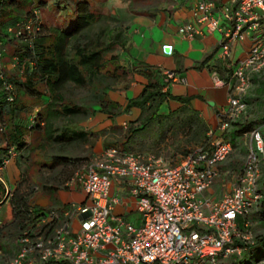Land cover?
<instances>
[{
    "label": "built area",
    "instance_id": "obj_1",
    "mask_svg": "<svg viewBox=\"0 0 264 264\" xmlns=\"http://www.w3.org/2000/svg\"><path fill=\"white\" fill-rule=\"evenodd\" d=\"M194 15L197 24L221 33V60L228 72L225 79L215 77L216 85L229 88L228 108L220 112L219 126L210 130L208 144L193 150L178 165L158 154L109 146L76 170L66 184L81 189L86 201L74 204L64 220L57 210L45 213L41 225L54 223V233L34 241L24 238L10 264H43L52 259L72 264H219L222 258L242 254L243 248L234 239L250 241L252 224L245 221L242 231L239 219L250 215L263 197L264 137L260 130L251 133L247 160L231 191L219 201L205 194L214 186L219 166L233 152L232 143L222 135L231 121L247 112L246 97L255 77L264 73V0H225L220 6L216 0H199ZM41 24V10L35 8L28 18L7 25L4 33L11 39L29 38L41 31ZM179 32L194 38L199 31L185 24ZM248 38L252 43L248 56L235 60L234 45ZM4 39L8 38H0V186L5 194L0 216L15 189L7 188L3 176L20 154L7 139V112L19 96L7 72L17 68L18 60L7 58ZM163 51L172 55L174 46L165 45ZM177 83L187 80L165 70L164 89ZM41 109L36 107L29 115L31 127L39 123ZM117 178L129 189L140 215L139 226L114 214L121 202L113 194ZM72 218L79 221L78 229L72 226Z\"/></svg>",
    "mask_w": 264,
    "mask_h": 264
},
{
    "label": "trees",
    "instance_id": "obj_2",
    "mask_svg": "<svg viewBox=\"0 0 264 264\" xmlns=\"http://www.w3.org/2000/svg\"><path fill=\"white\" fill-rule=\"evenodd\" d=\"M38 1L39 7L35 5L36 0H32L31 9L24 11L21 9L24 0H0V38H8L4 39L7 58L17 57L18 60L17 68L11 73L7 72L8 81L16 84L19 90L15 105L9 107L7 112L9 126L7 139L9 144L17 145L19 156L29 150L30 144L26 140V130L31 131L32 134L36 130L41 133L46 131L47 138L45 140L53 139L58 144L66 142L71 144L73 140H88L87 133L70 130L66 122L81 115L88 116L90 113H95V104H98L100 111L109 113L116 111V104L106 98L107 91L115 89L113 86L124 82L123 76L126 75L119 74V71L123 69L120 50L127 48L128 44L126 24L119 17L110 13L96 12L94 6L87 0H77L73 4L76 17L73 27L68 31L55 26L49 28L43 22L41 31L33 37L9 38L4 33L5 27L17 20L28 18L35 8L41 10V6L46 5L45 0ZM65 2L64 8L70 9L72 3ZM54 3L60 10L61 3ZM15 12L18 14L17 16L14 15ZM101 23L103 26H99ZM49 35L53 37L51 44L47 43ZM255 81L256 79H254L253 85H255ZM70 84L92 91L94 104L87 103V101L83 103L69 101L66 98L65 89ZM22 95L49 98V103L45 107L46 113H43L44 109H41L38 114L39 123L32 127L29 123L31 113L27 116L28 118L22 119V114L29 112L27 107L19 104ZM169 98L180 101L183 103V107L169 116H162L159 113L160 109ZM251 99L253 98L246 97L248 106ZM133 107L139 108L141 113L136 121L129 124L127 132L124 134L128 141L141 136L143 132H150L156 123L167 127L170 122H174V128L171 130L182 134L185 141L193 146H204L210 141V129L207 122L198 112L189 107V100L172 97L164 91L163 84L158 81H150L140 97L130 100L127 111ZM248 112L249 107L239 119L231 121L230 129L222 137L228 139L229 134L232 133L237 138L251 132L253 122L248 121ZM259 124L262 126L264 120ZM158 136L165 138L166 133L163 132L162 135L159 133ZM262 136L264 137V134ZM125 150L129 149L125 148ZM51 158H54L56 164L63 165L65 168L62 171H56L57 175L53 173L45 177V183L52 180L58 182V186H66L76 170L91 159L87 156H52ZM262 172L260 191L263 197L255 205L250 215L239 219V229L242 231L245 221L251 222L252 238L250 241L235 238L234 244L243 248L242 254H233L228 258H222L219 264H259L264 261V233L256 230V224L264 222V161ZM29 182L28 177L23 178L12 191L9 204L12 206L13 219L7 224L3 222L0 227V250L2 252L8 246H12L15 254H18L24 245L22 242L24 238L34 241L40 235H51L55 231L54 223L41 225L45 213H41L33 205L32 198L36 188ZM4 194L5 191L0 186V200ZM257 221L258 223H256ZM244 233L247 232L244 231ZM2 257L4 255H0V262H2ZM43 264L72 263L52 259Z\"/></svg>",
    "mask_w": 264,
    "mask_h": 264
},
{
    "label": "crops",
    "instance_id": "obj_3",
    "mask_svg": "<svg viewBox=\"0 0 264 264\" xmlns=\"http://www.w3.org/2000/svg\"><path fill=\"white\" fill-rule=\"evenodd\" d=\"M216 1L220 6L225 0ZM198 2L199 0L105 1L104 5L109 13L119 17L127 28V48L120 50L123 69L119 71V74H126L123 76L124 82L113 86L115 89H109L106 95L110 102L116 104L117 109L113 113L103 114L104 111L97 110L100 108L95 106V113H90L88 116L81 115L66 122L70 130L87 133L88 140H73L71 144L68 142L58 144L52 139L47 145L45 144L46 146L42 149L44 154L48 155L46 161L49 163L41 166L39 176L41 185L31 180L29 182L36 188L32 203L37 210L41 213L58 210L64 220L74 204L86 201L85 193L79 188L70 189L65 185L58 186V182L52 180L45 183V177L53 173L57 175L65 168L63 165L56 164L54 158L51 157L98 155L107 147L115 146L114 143L118 142L120 137H125L124 134L129 124L136 121L141 113L137 107L127 111L129 101L140 97L150 81L164 84L165 70L175 72L179 77L185 78L187 83L170 85L164 91L172 97L187 98L189 107L199 113L207 122L210 130L218 128L219 114L228 108L229 88L216 85L215 77L218 75L225 79L228 72L221 60V33L209 32L205 25H199L196 22L194 9ZM185 24H191L199 31L194 38H186L180 34L179 29ZM168 44L174 46L172 55L165 54L163 51V47ZM251 44L249 38L236 43L233 47L234 59L246 58ZM254 86L247 96L251 97ZM182 107L183 103L169 98L163 103L159 113L162 116H169ZM120 114H123L122 119L125 116L129 119L120 124L118 119ZM114 119L117 123H114ZM155 125L145 136L134 139L146 150L164 149L163 144L166 138L170 137V130L174 128V122H170L167 127L159 123ZM163 132L166 133V137L159 138V133L162 135ZM29 156L31 154L27 150L11 161L3 176L7 188L13 190L23 178L28 176L26 172L32 166L27 160ZM113 194L121 199V202L114 207V214L124 216L135 226H139L141 220L135 210L134 200L129 198V189L118 178L114 181ZM217 194L215 189H210L207 197L219 201V198H216ZM47 200L46 205H40V202ZM7 206L8 211L5 215ZM7 206L4 207L0 216L4 224L13 219L10 220L9 205ZM71 223L74 229L79 228V221L75 218L71 219Z\"/></svg>",
    "mask_w": 264,
    "mask_h": 264
},
{
    "label": "rangeland",
    "instance_id": "obj_4",
    "mask_svg": "<svg viewBox=\"0 0 264 264\" xmlns=\"http://www.w3.org/2000/svg\"><path fill=\"white\" fill-rule=\"evenodd\" d=\"M31 1L32 0H24L22 5L23 8L21 9L24 11L30 10ZM65 1L72 3V7L70 9L64 8V6H66ZM75 1L77 0H45L46 5L41 6V15L44 24L49 28L55 26L61 28L64 31L70 30L74 25L75 17H76L75 11L73 10V4L75 3ZM87 1L94 6L96 12L105 13V14L109 13L108 8H106V5H104L106 0H87ZM54 2L56 3L60 2L62 10L61 9L59 10L58 6L54 5L55 4ZM38 3L39 1L36 0L35 5L38 6L39 5ZM14 15L17 16L18 15L17 12H15ZM99 26H103V23L99 24ZM52 41H53V37L49 35L47 38V43L51 44ZM65 93H66V98L69 101L71 100L72 102H76V103H83L84 101H87V103H90L92 105L94 104L92 100L93 98L92 91H90L89 89L80 88L74 84H70L66 87ZM251 97L253 99H251L249 103L248 121L253 122V129L251 130V132L245 133L244 135L237 138L234 137L232 133H230L228 136V139L233 146V152L230 154L228 159L219 166L218 168L219 176L216 179L214 186L211 188L212 190L215 189V191L218 192L216 196V198H219L218 200L223 198L226 194H228L231 191L232 187L237 182L239 175L242 172V168L245 165L247 156L251 148V143H252L251 133L255 130H260V132L264 134V124L262 126L259 124L262 120H264V73L256 77L255 86L252 90ZM48 103H49V98L45 96L42 98L39 97L34 98L28 95L27 96L22 95L20 98V105L21 104L22 106L25 105V107H27L29 110V112H27L28 114L27 113L22 114V119H25L30 113H32L33 109L36 107H41L42 109H44L43 113H46L45 107L48 105ZM95 106H98V104H95L94 107ZM102 113L106 114V112H102ZM122 116L123 114H120L118 116L120 124L123 123L125 120L129 119L126 116L122 119ZM113 121L114 123H117L116 119H114ZM25 132H26V140L30 144L29 153L31 154V156H29L27 160L28 162H31L30 165H32L31 167L28 168V171L26 172L28 175L27 177L36 184L41 185L40 183L41 180L39 178L41 166L44 163L45 164L49 163V161H46L48 155L46 153L44 154L42 148L45 147L47 143H49L51 140H47V141L45 140L47 138L46 131H44V133H41V131L36 130L33 134L29 130H26ZM147 133L143 132V135L141 136H145ZM152 134L151 136H153ZM169 135L170 137H168V139L166 138V142L165 144H163L164 149L162 148L159 149L158 151L146 150L141 143L135 142L134 139H136V137L130 139L129 141L126 139L127 137L124 138L120 137L118 139V142L114 143V145L122 149L128 148L130 151L133 152L152 153V154H158L164 156L167 160H169V163L171 165L180 164L189 155V153L193 152V150L199 147V146H193L188 142H186L182 134H178L177 131L175 130L170 131ZM170 147H172V149H170ZM178 148H180V150H178ZM99 155L100 154H98V156ZM86 156L92 158L95 155H91V156L86 155ZM205 195L207 196V192ZM201 196H203V194H201ZM47 203L48 200L46 202L44 201L40 202V205H46ZM7 211H8V206L5 209V215ZM9 215L11 220L13 218V210L10 204H9ZM256 223H258V221ZM256 230L258 232L264 233V222L256 224ZM2 255H4V257H2V262H0V264H10L17 254H15L14 248L8 246L5 250H3ZM259 264H264V261Z\"/></svg>",
    "mask_w": 264,
    "mask_h": 264
}]
</instances>
